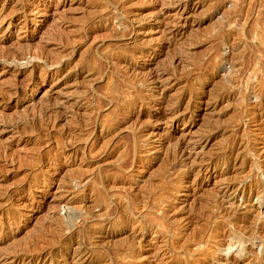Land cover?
<instances>
[{"label": "rangeland", "instance_id": "374dc122", "mask_svg": "<svg viewBox=\"0 0 264 264\" xmlns=\"http://www.w3.org/2000/svg\"><path fill=\"white\" fill-rule=\"evenodd\" d=\"M0 264H264V0H0Z\"/></svg>", "mask_w": 264, "mask_h": 264}, {"label": "bare ground", "instance_id": "6f19581e", "mask_svg": "<svg viewBox=\"0 0 264 264\" xmlns=\"http://www.w3.org/2000/svg\"><path fill=\"white\" fill-rule=\"evenodd\" d=\"M68 215V214H67ZM73 217V216H72ZM68 218V217H67ZM209 218V217H208ZM67 221V220H66ZM71 223V222H70ZM57 235V234H56ZM251 236V235H250ZM233 238V237H232ZM250 238V237H249ZM239 241H241V240H239ZM252 242V241H251ZM222 243V242H221ZM232 244V243H231ZM238 244V243H237ZM229 245H230V243H229ZM223 246V245H222ZM262 246V245H261ZM220 247V246H219ZM226 251V250H225ZM121 253V252H120Z\"/></svg>", "mask_w": 264, "mask_h": 264}]
</instances>
